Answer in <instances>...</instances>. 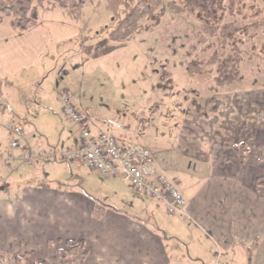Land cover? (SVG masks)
Instances as JSON below:
<instances>
[{"label":"rangeland","instance_id":"1","mask_svg":"<svg viewBox=\"0 0 264 264\" xmlns=\"http://www.w3.org/2000/svg\"><path fill=\"white\" fill-rule=\"evenodd\" d=\"M214 3L90 0L77 9L65 10L42 0L37 23L23 32L0 18V116L2 112L6 115L0 119V156L8 147L6 126L11 118L12 124L24 128L26 122L45 119L42 108L37 107V91L51 76L52 63L57 60L50 50L63 52L66 61L68 46L73 59L66 66L59 64L56 72L63 75L69 68H80L66 79L77 93L95 97L92 103L98 113L103 109L106 118L114 117L137 137L145 129L155 135L152 139L168 163L174 159L172 149L181 141L195 148L214 143L233 157L237 153L232 147L244 145L247 162L240 167L236 158V171L246 175L243 183L250 188L249 178L264 167L256 161L264 149V0H244L240 13L225 11L219 25L209 26L197 15L210 18ZM39 52L46 55L43 62H38ZM103 57V66L98 65ZM10 66L17 73L12 79L6 78ZM75 107L89 123L93 120L77 103ZM100 116L98 121L105 124ZM222 167L207 171L197 165L189 172L182 166L179 174H170L191 189L200 184L202 191ZM56 172L62 175L64 169L35 173L37 179L46 178L44 183L50 184ZM83 174L91 185L82 186V190L93 192L99 204L108 205L109 199L121 207L122 200L106 187L105 180L86 168ZM128 191L124 204L133 205L141 214L139 218L147 222L150 215L144 211V197ZM190 236V232H177L178 249L184 251L180 255H190V242L194 241ZM60 247L65 248V242Z\"/></svg>","mask_w":264,"mask_h":264},{"label":"crops","instance_id":"2","mask_svg":"<svg viewBox=\"0 0 264 264\" xmlns=\"http://www.w3.org/2000/svg\"><path fill=\"white\" fill-rule=\"evenodd\" d=\"M70 49L67 46L64 52L69 53L66 61L62 60L65 58L63 52H57L56 48L50 50L53 55L57 54V60L52 63L51 76L41 82L36 95L37 107L42 108L45 119L33 124L26 122L19 147L10 146V136L5 155L0 156V255L28 252L42 261L49 241L59 247L61 242L82 240L89 252V264H264V187L256 184L258 178H264V167L249 178L248 188L243 183L246 175L243 176L241 170L236 171V158L239 166L244 167L247 154L240 163L237 154L233 157L214 143L207 148H195L185 146L181 141L172 149L174 159L168 163L162 158L158 142L152 139L155 135L146 132V129L141 132V137H137L114 117L106 118L103 109L100 113L106 123L98 121L100 113L96 111V103H92L96 101L95 97L84 92L77 93L75 85L66 79L72 71L80 68L73 69L71 65L72 68L63 75L56 72L59 64H70L73 59ZM44 56L39 52L38 62H43ZM105 59L98 60V65L102 63L103 66ZM91 61L94 67V58ZM7 69L10 74L6 78L12 79L17 73L11 70V66ZM59 92L69 94L74 106L77 103L93 118L90 126L94 134L108 133L121 146L146 147L157 171L174 180L178 189L182 186V191H179L187 202L185 210L169 215L163 205L144 197V211L150 217L143 222L133 205L124 204L129 198L128 190L132 189L119 177L104 182L122 200L119 208L108 198L110 204H99L93 192L82 190V186H90L91 183L83 174L81 163L69 164L55 155L58 150L79 145L77 127L62 116ZM3 118H6L4 112L0 116V119ZM13 121V118L8 121L7 131ZM42 153L46 157H41ZM25 155H29V159ZM259 158L260 155L256 161L259 165L263 164L264 161H259ZM197 165L207 167V171L216 165L223 167L219 176L213 175L211 183L202 191L200 184L191 189L172 176L179 174L182 166L183 171L185 168L189 171ZM55 169H64V173L59 175L56 172L50 184L44 183L46 178H36L37 170L46 173ZM124 184L128 190L124 189ZM116 203L120 204L118 200ZM96 205L104 206L100 219H95L92 214ZM192 223L194 226L190 225ZM181 230L190 232V238L194 239L190 242V255H180L184 251L178 249L180 242L177 243L179 239L176 235Z\"/></svg>","mask_w":264,"mask_h":264},{"label":"built area","instance_id":"3","mask_svg":"<svg viewBox=\"0 0 264 264\" xmlns=\"http://www.w3.org/2000/svg\"><path fill=\"white\" fill-rule=\"evenodd\" d=\"M62 116L77 127L79 145L56 151L55 155L69 164L81 163L87 170L98 174L101 180L121 178L132 191L150 198L164 206L169 215L185 210L187 202L174 180L157 171L150 151L141 145L121 146L116 138L108 133L92 132L89 121L81 114L67 93L58 97ZM10 146L19 147L24 136L20 124L9 126ZM29 159V155H25ZM41 157H46L45 153Z\"/></svg>","mask_w":264,"mask_h":264},{"label":"trees","instance_id":"4","mask_svg":"<svg viewBox=\"0 0 264 264\" xmlns=\"http://www.w3.org/2000/svg\"><path fill=\"white\" fill-rule=\"evenodd\" d=\"M90 0H50L57 7L65 10L77 9L85 5ZM244 0H215L211 9V16L205 19L203 16L197 15L198 19L203 23L211 26L220 24L225 11L230 14L240 13V5ZM179 4H184L186 0H176ZM42 4V0H0V18L8 20L11 28L21 32L33 27L39 18L38 6ZM238 160L243 163L245 152L247 149L244 145L240 147L234 146ZM259 161H264L263 155ZM264 170V169H263ZM257 186L264 187V178H258ZM104 213V206L96 205L93 209V217L100 219ZM65 248H59L53 241H49L46 246L45 256L42 261L36 260L31 253L22 255H0V264H89L87 262L88 249L85 243L75 240H69L65 243Z\"/></svg>","mask_w":264,"mask_h":264}]
</instances>
